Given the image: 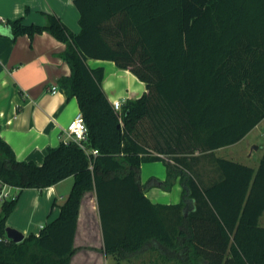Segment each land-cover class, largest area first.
Returning a JSON list of instances; mask_svg holds the SVG:
<instances>
[{"label": "trees", "instance_id": "1", "mask_svg": "<svg viewBox=\"0 0 264 264\" xmlns=\"http://www.w3.org/2000/svg\"><path fill=\"white\" fill-rule=\"evenodd\" d=\"M74 3L77 33L55 13H44V24L7 20L13 38L48 31L66 43L60 56L71 73L59 85L77 97L88 134L48 147L42 164L18 160L0 136L2 182L43 189L74 178L58 218L18 243L6 228L19 197L2 201L0 264H70L87 190L96 194L104 251L119 262L152 253L150 264H264V147L256 167L215 153L264 120V0ZM89 59L113 61L146 90L117 110L103 89L105 67ZM204 159L212 162L205 170ZM150 161H162L167 177L146 186L141 165ZM176 182L178 202L146 194Z\"/></svg>", "mask_w": 264, "mask_h": 264}, {"label": "crops", "instance_id": "2", "mask_svg": "<svg viewBox=\"0 0 264 264\" xmlns=\"http://www.w3.org/2000/svg\"><path fill=\"white\" fill-rule=\"evenodd\" d=\"M44 13H55L74 32L80 31V14L74 0H0V136L12 147L18 160H33L38 164L43 163L48 147L57 146L66 138L68 125L81 111L77 97H68L59 85V78L71 73L69 64L60 56L66 43L48 31L36 34L33 39L27 34L13 38L7 24L9 18L21 16L26 23L44 24ZM88 62L92 66L105 67L103 89L112 103L137 99L146 90L145 82L113 61L89 59ZM124 73L134 77V85L117 82L118 76ZM109 80L112 84L107 86ZM53 86H57L55 91H52ZM225 147L216 149V155L222 156L219 151ZM166 177L167 168L157 178L165 180ZM73 181L70 176L43 189L14 187L13 195L19 198L7 219V226L22 231L25 237L31 233L38 235L46 223L58 218L60 205L68 196ZM156 188L158 190H154ZM174 191L179 192L177 197L169 198ZM181 191L177 184L171 190L154 186L147 189L146 194L155 203H175L180 200ZM263 216L264 213L259 222ZM74 246L76 252L70 264H106L113 256L104 251L94 190H87L83 195Z\"/></svg>", "mask_w": 264, "mask_h": 264}, {"label": "rangeland", "instance_id": "3", "mask_svg": "<svg viewBox=\"0 0 264 264\" xmlns=\"http://www.w3.org/2000/svg\"><path fill=\"white\" fill-rule=\"evenodd\" d=\"M121 110V108H120ZM255 146H258L256 148ZM264 147V120L257 125V127L254 129V131L248 135L243 141L240 143L228 146L223 148L221 151H219V154L229 158L233 159L239 162L247 163L253 167L258 166L259 159L262 155V150ZM165 160L168 161L170 164H172V159L170 156H166ZM212 162H208L206 159L202 160V168L203 170L208 169L211 166ZM166 171V165L163 162L159 161H150V162H144L141 165V181L143 184L147 186V182L151 177H159L161 174L163 175ZM177 184L181 185L176 182L174 186H177ZM151 188V187H150ZM7 192L10 193V198H12L13 191H15V188L7 185L6 188ZM154 190H158L157 188ZM179 194L178 191H174L169 195V198H176ZM2 200H0V208H1ZM1 211V210H0ZM260 225L264 226V216L262 217L260 221ZM156 257L155 254L148 253L144 257L137 258L133 261L132 264H150V259ZM106 264H125L123 262H119L114 256H111Z\"/></svg>", "mask_w": 264, "mask_h": 264}, {"label": "built area", "instance_id": "4", "mask_svg": "<svg viewBox=\"0 0 264 264\" xmlns=\"http://www.w3.org/2000/svg\"><path fill=\"white\" fill-rule=\"evenodd\" d=\"M56 88L57 86H53L52 91H55ZM122 103V101H118V103L113 104L117 110H120V108L122 107ZM87 134L88 128L85 122L84 115L81 111H79L67 127L66 139H73L81 143L87 138ZM91 152L92 154L96 155L99 151L98 149H92ZM7 185L8 184L0 180V200L2 201H4L5 199H9L10 197V193L5 189ZM14 197L15 195H12V198Z\"/></svg>", "mask_w": 264, "mask_h": 264}, {"label": "water", "instance_id": "5", "mask_svg": "<svg viewBox=\"0 0 264 264\" xmlns=\"http://www.w3.org/2000/svg\"><path fill=\"white\" fill-rule=\"evenodd\" d=\"M255 147L258 148V146ZM6 233L7 237L16 243L23 241L25 238V234L15 227L7 226Z\"/></svg>", "mask_w": 264, "mask_h": 264}, {"label": "bare ground", "instance_id": "6", "mask_svg": "<svg viewBox=\"0 0 264 264\" xmlns=\"http://www.w3.org/2000/svg\"><path fill=\"white\" fill-rule=\"evenodd\" d=\"M113 74V73H112ZM111 75V74H110ZM112 77V76H111ZM110 77V78H111ZM134 77H132L131 75H128V74H123V75H120V76H118V80H117V82L118 83H124V84H126V85H134ZM109 84H112V82H111V80H109V81H106V85L108 86ZM137 92H140L139 91V89H138V91Z\"/></svg>", "mask_w": 264, "mask_h": 264}]
</instances>
